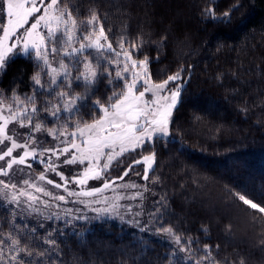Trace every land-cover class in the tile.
Listing matches in <instances>:
<instances>
[{
	"label": "snow or ice",
	"instance_id": "1",
	"mask_svg": "<svg viewBox=\"0 0 264 264\" xmlns=\"http://www.w3.org/2000/svg\"><path fill=\"white\" fill-rule=\"evenodd\" d=\"M82 7L80 0H0V77L17 56L33 66L25 90L22 75L0 89V264H58L56 237L89 220H119L166 237L167 264H247L239 254L219 256L220 245L201 246L199 235L171 224L167 193L145 208V194L156 195L150 184L159 183V177L150 180L156 145L170 142L191 79L188 69L171 74L160 69L156 75L166 78L155 80L152 65L160 63L167 37L150 56L142 38L129 40L126 26L117 36L105 27L107 13L92 6L83 15ZM201 15L231 22V10L217 15L207 7ZM133 152L139 158L111 177ZM136 165H143L142 173L135 172ZM133 172L146 183L125 181ZM91 181L102 183L92 187ZM106 191L114 195H103ZM229 195L255 213L254 221L264 219V201L246 192ZM201 233L208 234L205 226Z\"/></svg>",
	"mask_w": 264,
	"mask_h": 264
},
{
	"label": "trees",
	"instance_id": "2",
	"mask_svg": "<svg viewBox=\"0 0 264 264\" xmlns=\"http://www.w3.org/2000/svg\"><path fill=\"white\" fill-rule=\"evenodd\" d=\"M80 3L83 15L92 6L107 13L105 27L117 36L126 26L129 40L142 38L150 56L161 37H167L160 63L152 65L155 80L166 78L156 75L160 69L171 74L185 68L191 75L170 142L167 147L156 145L157 163L150 180L159 177V183L150 184L156 195L147 193L148 208L167 193L171 210L166 219L180 231L199 235L201 246L220 245L221 257L239 254L247 264H264V219L254 221L255 213L229 195L246 192L249 198L264 201V0ZM207 7H214L217 15L231 10V22L203 19L201 12ZM32 71L31 62L14 58L0 77V88H10L22 75L19 83L25 90ZM245 107L248 111H241ZM137 158L138 152L126 154L110 176L120 175ZM135 172L142 173L143 165H136ZM135 172L128 178L146 183ZM56 239L58 264H167L171 249L164 239L114 221L78 226Z\"/></svg>",
	"mask_w": 264,
	"mask_h": 264
},
{
	"label": "rangeland",
	"instance_id": "3",
	"mask_svg": "<svg viewBox=\"0 0 264 264\" xmlns=\"http://www.w3.org/2000/svg\"><path fill=\"white\" fill-rule=\"evenodd\" d=\"M17 57H22V56H17ZM16 58V57H15ZM1 89V88H0ZM77 91H80V89H77ZM125 181H131V182H135V183H137L136 182V180L134 179V178H128V177H126L125 178ZM125 181H120L119 183H124ZM102 182L101 181H91L90 182V185L89 186H92V187H98V186H100V184H101ZM49 187V189L50 190H52L53 192H55V193H58V194H65V193H63L62 192V190H59V189H53V188H51V186H48ZM72 187L73 188H75L76 186L75 185H72ZM129 191H131V190H129ZM66 195V194H65ZM103 195H105V196H112V195H114V193H112L111 191H106L105 193H103ZM146 195V199H145V201H144V204H145V208L147 209L148 208V206L150 205L149 204V197H148V194L146 193L145 194ZM122 203H125V204H127V203H133V204H135L136 202L135 201H122ZM64 205H62V207H63ZM67 207H72L73 205H71V204H69V205H66ZM78 207H82L81 205H77ZM97 206H99V205H97ZM3 211V209H0V212H2ZM91 215H93L92 213H89V216H91ZM130 217H125V219L127 220V219H129ZM147 220V217L145 216V217H143V218H141V223L143 224L145 221ZM106 221H114V222H117L118 224H120V225H125V226H127V227H130V228H132V229H135V230H137V231H139L138 230V228L137 227H135V226H133V225H130V224H127V223H122V222H120L119 220H106ZM22 222V221H21ZM0 223H2V221H0ZM91 224H95L94 222H92L91 220H89L86 224H83L82 226H88V225H91ZM57 226H60L59 225V222H57ZM78 226H81L80 224H78L77 225V227ZM75 229H73V230H71V231H74ZM43 231V230H42ZM144 234H149V233H144ZM150 235H152V237H155V238H157V239H164L166 242H168V240H167V238L166 237H162V236H158V235H155V234H150ZM169 243V242H168ZM170 244V243H169ZM171 246V245H170ZM178 255H183L182 253H180V254H178Z\"/></svg>",
	"mask_w": 264,
	"mask_h": 264
}]
</instances>
